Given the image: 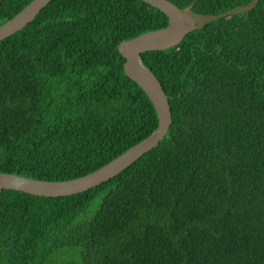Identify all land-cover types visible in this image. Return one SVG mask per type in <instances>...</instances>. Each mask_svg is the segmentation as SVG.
Masks as SVG:
<instances>
[{"label":"trees","instance_id":"obj_1","mask_svg":"<svg viewBox=\"0 0 264 264\" xmlns=\"http://www.w3.org/2000/svg\"><path fill=\"white\" fill-rule=\"evenodd\" d=\"M33 0H5L0 26ZM217 15L252 0H170ZM143 0H53L0 42V174L68 181L158 128L118 46L165 28ZM169 97L166 138L86 192L0 197V264H264V0L142 54Z\"/></svg>","mask_w":264,"mask_h":264},{"label":"water","instance_id":"obj_2","mask_svg":"<svg viewBox=\"0 0 264 264\" xmlns=\"http://www.w3.org/2000/svg\"><path fill=\"white\" fill-rule=\"evenodd\" d=\"M5 0H0V6ZM53 0H33L14 18L0 26V42L25 29ZM159 9L169 18L165 28L147 32L121 42L119 53L126 59L124 72L147 94L158 117V128L147 138L134 145L119 157L86 176L68 181H42L19 176L0 174V197L3 191L14 190L33 196L55 198L73 196L108 182L133 165L145 154L155 149L169 133L173 123L169 97L156 75L142 63V54L152 51H166L178 46L187 34L200 30L208 24L229 16L252 11L260 0L239 6L217 15L196 14L193 5L179 8L170 0H143Z\"/></svg>","mask_w":264,"mask_h":264},{"label":"rangeland","instance_id":"obj_3","mask_svg":"<svg viewBox=\"0 0 264 264\" xmlns=\"http://www.w3.org/2000/svg\"><path fill=\"white\" fill-rule=\"evenodd\" d=\"M65 261H74L76 264H85L83 257L81 255L80 249L74 248L73 250L69 249L66 254H64Z\"/></svg>","mask_w":264,"mask_h":264}]
</instances>
